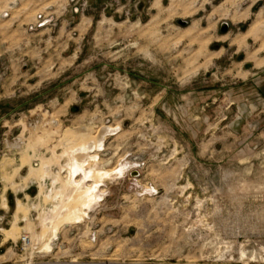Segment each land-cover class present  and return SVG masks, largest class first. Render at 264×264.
<instances>
[{"label":"rangeland","instance_id":"rangeland-1","mask_svg":"<svg viewBox=\"0 0 264 264\" xmlns=\"http://www.w3.org/2000/svg\"><path fill=\"white\" fill-rule=\"evenodd\" d=\"M76 1L17 0L0 19V262L21 253L24 219L2 243L18 199L33 223L66 183L91 187L127 161L51 242L154 264H264V0ZM40 12L55 25L29 31ZM35 164L49 169L16 191Z\"/></svg>","mask_w":264,"mask_h":264},{"label":"bare ground","instance_id":"bare-ground-1","mask_svg":"<svg viewBox=\"0 0 264 264\" xmlns=\"http://www.w3.org/2000/svg\"><path fill=\"white\" fill-rule=\"evenodd\" d=\"M18 150L21 149L18 148ZM130 165V162L123 161L110 170L97 169L94 172L95 183H93L91 187L81 188L74 182L66 183V185L55 192L54 197L51 198L52 200H44L46 205L50 204V208L47 209L45 205L41 209V212L38 213V218L35 219L33 223L28 216L29 207L18 199L12 216V226L9 229L3 230L4 238L2 239V243L10 237H15L16 232L21 228L18 222L20 218H22L26 223L25 229L27 233H29L31 249L33 251L35 249L48 250L50 247V240L57 234V230L62 224L79 221L88 214V210L93 209L98 204L100 197L96 192L97 183L101 182L103 179L108 180L123 176ZM47 168L44 164L31 165L26 176L19 175L22 184L15 187L16 191L36 180L37 177H44L43 175H45ZM41 191L40 189L39 194ZM38 206L40 208V204ZM1 207L5 210L8 209L4 192L1 194Z\"/></svg>","mask_w":264,"mask_h":264},{"label":"built area","instance_id":"built-area-1","mask_svg":"<svg viewBox=\"0 0 264 264\" xmlns=\"http://www.w3.org/2000/svg\"><path fill=\"white\" fill-rule=\"evenodd\" d=\"M71 3H77L76 0H70ZM17 5V0L9 2L7 7L0 8V19L7 18L10 16L11 11ZM84 6V3L81 7ZM75 10H79V6L75 4ZM54 16L52 12L48 13H38L34 20L29 22L27 28L29 31H37L40 28H50L54 26ZM76 224H70L67 226H62L60 232L62 231L64 236H68L74 231L77 233ZM54 241V242H53ZM50 243V246L53 248L52 253H42L41 250H32L31 249V240L29 237V233L23 232L20 234L19 238L16 242H14L15 246H19L21 253L19 258L15 260H5L0 262V264H154L146 259H139L132 257L130 255L120 256L117 253L114 254L112 252L109 255H103L101 257L93 256V255H80L73 254L71 252L70 246H68L67 241L62 238L60 241L53 240ZM89 260H86V259ZM85 259V260H84Z\"/></svg>","mask_w":264,"mask_h":264},{"label":"water","instance_id":"water-1","mask_svg":"<svg viewBox=\"0 0 264 264\" xmlns=\"http://www.w3.org/2000/svg\"><path fill=\"white\" fill-rule=\"evenodd\" d=\"M179 24H180L181 26H185V25H186V22L180 20V21H179ZM227 29H228V24H227L226 22L222 23L221 26H220V32H221V33H225V32L227 31Z\"/></svg>","mask_w":264,"mask_h":264}]
</instances>
